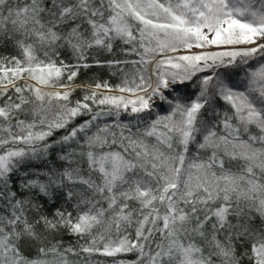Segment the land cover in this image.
Wrapping results in <instances>:
<instances>
[{"label":"snow or ice","instance_id":"1","mask_svg":"<svg viewBox=\"0 0 264 264\" xmlns=\"http://www.w3.org/2000/svg\"><path fill=\"white\" fill-rule=\"evenodd\" d=\"M0 264H264V0H0Z\"/></svg>","mask_w":264,"mask_h":264},{"label":"trees","instance_id":"2","mask_svg":"<svg viewBox=\"0 0 264 264\" xmlns=\"http://www.w3.org/2000/svg\"><path fill=\"white\" fill-rule=\"evenodd\" d=\"M101 71H102V70H100V69H93V70H91V71L89 72V75H92L93 73L99 75V74H101Z\"/></svg>","mask_w":264,"mask_h":264}]
</instances>
